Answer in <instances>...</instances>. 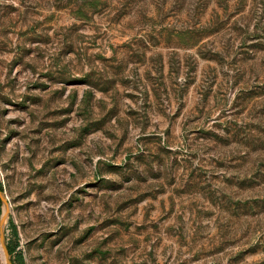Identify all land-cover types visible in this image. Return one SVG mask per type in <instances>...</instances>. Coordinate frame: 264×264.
<instances>
[{
	"label": "rangeland",
	"instance_id": "obj_1",
	"mask_svg": "<svg viewBox=\"0 0 264 264\" xmlns=\"http://www.w3.org/2000/svg\"><path fill=\"white\" fill-rule=\"evenodd\" d=\"M0 184L13 264H264V0H0Z\"/></svg>",
	"mask_w": 264,
	"mask_h": 264
},
{
	"label": "water",
	"instance_id": "obj_2",
	"mask_svg": "<svg viewBox=\"0 0 264 264\" xmlns=\"http://www.w3.org/2000/svg\"><path fill=\"white\" fill-rule=\"evenodd\" d=\"M10 215V201L3 187L0 186V249L4 264H13L12 253L9 250L6 236V224Z\"/></svg>",
	"mask_w": 264,
	"mask_h": 264
},
{
	"label": "trees",
	"instance_id": "obj_3",
	"mask_svg": "<svg viewBox=\"0 0 264 264\" xmlns=\"http://www.w3.org/2000/svg\"><path fill=\"white\" fill-rule=\"evenodd\" d=\"M0 186L2 187V185L0 184ZM7 244H8V247H9V250L11 251V253L13 252V250H14V246L13 245H11V244H9L8 242H7ZM12 259H13V257H12Z\"/></svg>",
	"mask_w": 264,
	"mask_h": 264
}]
</instances>
